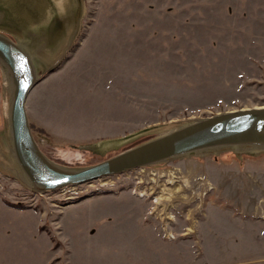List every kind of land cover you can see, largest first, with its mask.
Returning a JSON list of instances; mask_svg holds the SVG:
<instances>
[{
    "label": "rangeland",
    "instance_id": "374dc122",
    "mask_svg": "<svg viewBox=\"0 0 264 264\" xmlns=\"http://www.w3.org/2000/svg\"><path fill=\"white\" fill-rule=\"evenodd\" d=\"M86 5L74 48L51 72L39 64L27 100L51 158L92 164L161 132L104 154L71 144L264 105V0ZM2 104L0 69V128ZM261 194L264 154L173 160L48 192L0 171V264H186L177 253L189 264H264Z\"/></svg>",
    "mask_w": 264,
    "mask_h": 264
},
{
    "label": "water",
    "instance_id": "95a60500",
    "mask_svg": "<svg viewBox=\"0 0 264 264\" xmlns=\"http://www.w3.org/2000/svg\"><path fill=\"white\" fill-rule=\"evenodd\" d=\"M86 9V0H0L3 174L33 191L48 192L173 160L225 152L239 159L264 154L263 105L154 123L125 135L71 144L104 154L140 136L161 132L92 164L70 165L48 156L33 134L27 100L42 74L57 68L74 48ZM39 64L44 66L42 74Z\"/></svg>",
    "mask_w": 264,
    "mask_h": 264
},
{
    "label": "crops",
    "instance_id": "0c3cea01",
    "mask_svg": "<svg viewBox=\"0 0 264 264\" xmlns=\"http://www.w3.org/2000/svg\"><path fill=\"white\" fill-rule=\"evenodd\" d=\"M258 157H259V156H258ZM261 192L263 193V190L260 191V192L258 191L257 194L259 195ZM263 195H264V194H263ZM263 195L261 194L260 197H262ZM259 201H261V202L263 201V202H264V200H262V199H259ZM261 204H262V203H261ZM90 213H92V212H90ZM89 223H91V222L89 221ZM122 223H123V222H122ZM121 225H122L121 223H118V224H116V226H115L114 228H117V227L119 228V226H121ZM99 226H101V224H99ZM105 227H106V229H107V228L110 227V225H108V226L105 225ZM112 231H114V232H115V235H117V232H116L115 229H111V231H109V234H111ZM102 233H105V234H106L107 232H106V231H105V232L103 231ZM111 238H113V237L111 236L110 239H111ZM142 238H143V237H142ZM105 240H106V238H105ZM107 240H109V239H107ZM107 240H106V241H107ZM151 240H152V242H153V239H151ZM197 242L199 243V241H197ZM212 242H213V241H212ZM213 252H214V251H211V250H209V249L206 248V251L204 252V254L202 253V251H199V252H196V251H195L194 256H195L196 259L199 260V259L202 258L201 255H203V256H205V255L208 256L210 253H213ZM177 254L180 255L181 257H183V259L185 260V263H186V264H189V260L192 258V256H191L189 253H177ZM180 256H179V257H180ZM187 256H190V258L188 259ZM195 258H193V259L196 261ZM197 263H198V262H194V263H191V264H197Z\"/></svg>",
    "mask_w": 264,
    "mask_h": 264
},
{
    "label": "built area",
    "instance_id": "2783aa9c",
    "mask_svg": "<svg viewBox=\"0 0 264 264\" xmlns=\"http://www.w3.org/2000/svg\"><path fill=\"white\" fill-rule=\"evenodd\" d=\"M142 194H145V192H142Z\"/></svg>",
    "mask_w": 264,
    "mask_h": 264
},
{
    "label": "bare ground",
    "instance_id": "6f19581e",
    "mask_svg": "<svg viewBox=\"0 0 264 264\" xmlns=\"http://www.w3.org/2000/svg\"><path fill=\"white\" fill-rule=\"evenodd\" d=\"M259 106H263V105H259Z\"/></svg>",
    "mask_w": 264,
    "mask_h": 264
}]
</instances>
